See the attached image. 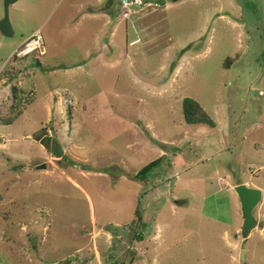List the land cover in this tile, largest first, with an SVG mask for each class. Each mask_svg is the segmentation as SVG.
Wrapping results in <instances>:
<instances>
[{
  "label": "rangeland",
  "instance_id": "rangeland-1",
  "mask_svg": "<svg viewBox=\"0 0 264 264\" xmlns=\"http://www.w3.org/2000/svg\"><path fill=\"white\" fill-rule=\"evenodd\" d=\"M109 1L19 0L0 31V264H264V0Z\"/></svg>",
  "mask_w": 264,
  "mask_h": 264
},
{
  "label": "water",
  "instance_id": "water-1",
  "mask_svg": "<svg viewBox=\"0 0 264 264\" xmlns=\"http://www.w3.org/2000/svg\"><path fill=\"white\" fill-rule=\"evenodd\" d=\"M19 0H4V17L0 20V31L6 37H13L15 30L13 28L10 18V7ZM113 0H110L107 7L112 4ZM57 156H62L60 147L55 149ZM46 165H41L39 168H44ZM235 191L241 202V206L244 212V231L249 233L253 227L258 224L257 219L254 216V209L260 203L263 198V191L260 188L250 187L246 184H239L235 186ZM242 259L245 260L244 251L242 252Z\"/></svg>",
  "mask_w": 264,
  "mask_h": 264
},
{
  "label": "trees",
  "instance_id": "trees-1",
  "mask_svg": "<svg viewBox=\"0 0 264 264\" xmlns=\"http://www.w3.org/2000/svg\"><path fill=\"white\" fill-rule=\"evenodd\" d=\"M147 4V1L144 2ZM234 62V58L228 57L225 61V67H230L231 64ZM18 88L17 86L13 87V93L14 97L17 96ZM14 109L17 108V102H14L13 107ZM183 116L184 120L187 124H207L211 127H215L216 123L208 113V111L195 99L193 98H185L183 101ZM162 158H159L157 160H154L153 162L147 164L144 166L140 172L136 175V178H138L141 181H147L148 174L152 172L153 168H155ZM137 220L138 222L142 221V216L140 213V210L136 211ZM137 238H140L139 235H137Z\"/></svg>",
  "mask_w": 264,
  "mask_h": 264
},
{
  "label": "built area",
  "instance_id": "built-area-1",
  "mask_svg": "<svg viewBox=\"0 0 264 264\" xmlns=\"http://www.w3.org/2000/svg\"><path fill=\"white\" fill-rule=\"evenodd\" d=\"M119 2L124 8L122 12L124 18L132 16L134 14L133 12H136L137 8H141L145 5L144 0H119ZM0 74H2V70H0Z\"/></svg>",
  "mask_w": 264,
  "mask_h": 264
},
{
  "label": "crops",
  "instance_id": "crops-1",
  "mask_svg": "<svg viewBox=\"0 0 264 264\" xmlns=\"http://www.w3.org/2000/svg\"><path fill=\"white\" fill-rule=\"evenodd\" d=\"M238 184H246V182L245 183H238Z\"/></svg>",
  "mask_w": 264,
  "mask_h": 264
}]
</instances>
